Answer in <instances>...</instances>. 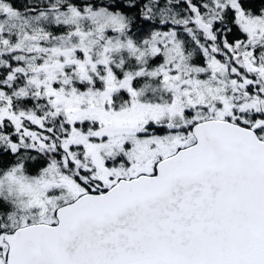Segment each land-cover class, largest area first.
Returning a JSON list of instances; mask_svg holds the SVG:
<instances>
[{"label":"snow or ice","instance_id":"snow-or-ice-1","mask_svg":"<svg viewBox=\"0 0 264 264\" xmlns=\"http://www.w3.org/2000/svg\"><path fill=\"white\" fill-rule=\"evenodd\" d=\"M0 264H264V0H0Z\"/></svg>","mask_w":264,"mask_h":264}]
</instances>
